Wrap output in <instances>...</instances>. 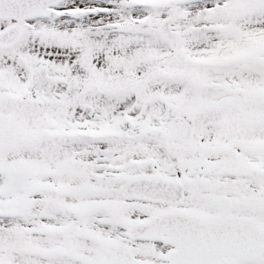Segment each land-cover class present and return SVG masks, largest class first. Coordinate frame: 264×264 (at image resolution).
<instances>
[{"label": "snow or ice", "instance_id": "6c2138e0", "mask_svg": "<svg viewBox=\"0 0 264 264\" xmlns=\"http://www.w3.org/2000/svg\"><path fill=\"white\" fill-rule=\"evenodd\" d=\"M0 264H264V0H0Z\"/></svg>", "mask_w": 264, "mask_h": 264}]
</instances>
